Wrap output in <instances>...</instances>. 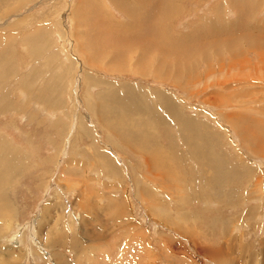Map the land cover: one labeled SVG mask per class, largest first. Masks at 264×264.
Here are the masks:
<instances>
[{"label":"rangeland","instance_id":"1","mask_svg":"<svg viewBox=\"0 0 264 264\" xmlns=\"http://www.w3.org/2000/svg\"><path fill=\"white\" fill-rule=\"evenodd\" d=\"M78 1L0 0V141L16 159L0 178L12 208L1 259L15 249L17 264H264V0H172L168 38L196 32L201 47L162 52L166 78L152 63L133 69L136 55L168 50L160 23L145 22L135 44L121 31L132 26L124 0ZM213 14L247 35L215 49ZM164 98L183 117L174 125Z\"/></svg>","mask_w":264,"mask_h":264},{"label":"bare ground","instance_id":"2","mask_svg":"<svg viewBox=\"0 0 264 264\" xmlns=\"http://www.w3.org/2000/svg\"><path fill=\"white\" fill-rule=\"evenodd\" d=\"M86 1V0H85ZM240 1V4H238L239 6L245 4L247 2V0H239ZM79 2V1H78ZM82 0H80V4H82ZM171 3H172V0H124V1H117L116 4L118 6H120V8L122 10L125 11V15H126V18H127V21L129 23H131V27H127L126 29H122L121 31L125 33V35L127 34V37H130L132 36L134 38V43L136 44V40L137 41H141L142 39H144L145 35L148 33V29L144 27L145 25V22H150V28H152L156 23H160V24H157L156 25V32L158 34H161V36H163L165 42L164 43H168L169 42V45H165L168 47V50H166V48L164 47L163 44L159 45L158 48H155L153 49V51L156 53L154 54H151V56L148 57L147 56H141V57H137V55L135 56V59H134V63H133V69L136 70V68L143 66L145 64H148V63H152L155 67V74L160 77V78H166L167 77V74L168 72L171 70L170 67L167 66L166 63H163L161 60H159L158 58H163L162 57V52L166 53L167 52H171L173 47L176 46V43L179 41V43L181 44V41H187L189 42L187 44V47L189 49H192V52L193 53H196V52H199L200 51V47H201V44L198 43L199 41L196 39L197 38V33L196 32H192L191 34H189L188 36H182L180 38V40H170L168 38V33L166 32V15L169 14L170 12L174 11L176 9V7L174 6H171ZM213 17H214V21H212L211 24L207 25L205 27L206 31L204 32V36L208 39V43L212 44V46L214 45L213 43H215V49H218L217 47L223 42V41H229L227 38V35L226 34H229L231 35L232 37H241V35H244L246 36L247 33L243 32L242 29H233V26L232 25H225V24H222L220 23V16L219 14H213ZM103 22H108L109 20L107 19H103L102 20ZM165 24V25H163ZM197 30V29H196ZM229 30V31H227ZM195 31V30H194ZM151 32V31H150ZM153 33V32H152ZM151 33V34H152ZM211 34L214 36V38H212ZM186 39H185V38ZM163 40V39H162ZM161 40V41H162ZM148 41V40H147ZM159 41V42H161ZM230 42V41H229ZM163 43V41H162ZM145 44V43H144ZM160 44V43H159ZM228 45V44H227ZM181 48L183 49H187L186 48V45H179ZM211 46V47H212ZM141 47H138V45H135L132 49H136V51H131L132 53H137V49H140ZM141 54H146V51L145 50H139ZM167 51V52H166ZM1 53V52H0ZM114 55V54H113ZM115 57V56H114ZM113 57V58H114ZM113 58L110 59V63L112 65L113 68H122V66L120 65H115V61L113 62ZM148 59V60H147ZM155 59V60H154ZM154 60V61H153ZM178 61H182V60H178ZM120 62V63H119ZM122 61L119 60L118 61V64H123L121 63ZM178 71V70H176ZM176 71H172V73L175 72V76H174V79L176 78L177 79V82L180 81L179 77L181 75L180 72H176ZM116 99V98H115ZM165 101H166V107H167V113H166V119H168L169 122H171L172 124L176 121L180 119H183V117H178L179 115V110L176 108V104L174 105V102H171L170 100H168L167 98H164ZM116 102H118L117 100H115ZM94 105V104H93ZM129 108H132V105L131 104H128ZM111 117V116H110ZM109 116H105L104 119L106 120H109L110 119ZM157 117V115H154V116H150V119H152V121H155L157 122V119L154 120L153 119ZM158 119H160L158 117ZM142 118L138 117L137 118V121H141ZM160 122V120H158ZM165 121V120H163ZM166 122V121H165ZM164 123V122H163ZM115 125L116 129L117 130H120V129H124L122 131V133H125V132H128V130H125V129H128V128H125L127 126V123L126 121H121V120H112L109 122V125L108 127L110 126H113ZM174 125V124H173ZM114 127V128H115ZM112 130V129H111ZM115 130V129H114ZM147 130H145V128H143V133L142 134H137L140 138L138 139L140 141V139L142 138H145L144 136L146 135V132ZM114 132V131H113ZM117 134V133H116ZM127 135V133H125ZM118 137L120 138L119 134H118ZM2 138H4L2 136ZM5 139V138H4ZM120 139H123V138H120ZM150 139V138H149ZM1 140V139H0ZM124 140V139H123ZM151 140V139H150ZM6 141L4 140V142H1L0 141V178L2 179L3 177H7V176H10L14 169H15V164H16V159L15 157L13 156L12 153L8 152V148H6ZM156 142V141H154ZM153 145V144H152ZM11 146H9L10 148ZM145 147V146H144ZM135 148V147H134ZM156 151H154V150ZM158 148H156V146L153 148L151 146H148L147 148V151L150 155V153L153 151V152H158ZM162 150V149H161ZM14 151V150H13ZM19 152V151H18ZM18 155V154H17ZM149 162H150V159L151 157H149ZM22 156V155H21ZM24 156V155H23ZM151 156V155H150ZM15 160H14V159ZM152 160V159H151ZM163 158L160 157L158 159H154L152 160L153 162H163ZM211 160V158H210ZM215 160V158H214ZM11 161H14L15 164H11L10 162ZM109 161V160H108ZM213 161V159H212ZM211 161V162H212ZM217 161V160H216ZM106 162V161H105ZM207 162V161H206ZM210 162V163H211ZM215 162V161H214ZM109 163V162H108ZM107 163V164H108ZM151 163V162H150ZM205 163V162H204ZM217 163V162H216ZM105 164V163H104ZM152 164V163H151ZM223 164V163H222ZM22 165V164H21ZM109 165V164H108ZM164 165V163H163ZM214 165V164H213ZM216 165V164H215ZM224 165V164H223ZM165 169L166 170H170V167L169 166H166L164 165ZM208 166V165H207ZM21 167V166H20ZM107 167V166H106ZM215 169V168H214ZM110 170V169H109ZM221 169L219 170H216L213 171V177L214 179H218V180H221L222 177L220 176L221 174ZM1 181V180H0ZM1 193V192H0ZM1 196V195H0ZM2 198L0 197V217H2L3 221L6 222V223H10V214L11 213H8L9 211L12 210L11 206L8 204V202H4V198L3 200H1ZM53 205V204H52ZM50 207V205L48 204V207L47 209ZM46 211V209H45ZM44 210L42 212V218L44 219ZM42 219V220H43ZM42 220L40 219V222H39V226H42L41 225V222ZM50 235H55L53 233L49 234ZM49 238V237H48ZM60 238V237H59ZM49 242H48V245L49 246H54L55 243L57 244L58 241H60V239H58L57 237L55 236H51L49 238ZM75 244V243H74ZM16 248V247H14ZM16 250L14 249L13 251H11L10 253H6L5 255L8 256V258H10L11 260H13V262H10L8 259L7 260H4L3 258L1 259V255H0V259H1V262L0 264H17L15 261H17L19 258H20V254L16 253L15 252ZM1 253V252H0ZM57 263H60L62 264L63 262L61 261H58L57 260Z\"/></svg>","mask_w":264,"mask_h":264},{"label":"crops","instance_id":"3","mask_svg":"<svg viewBox=\"0 0 264 264\" xmlns=\"http://www.w3.org/2000/svg\"><path fill=\"white\" fill-rule=\"evenodd\" d=\"M129 95H127V97H128ZM99 98H100V96H99Z\"/></svg>","mask_w":264,"mask_h":264}]
</instances>
